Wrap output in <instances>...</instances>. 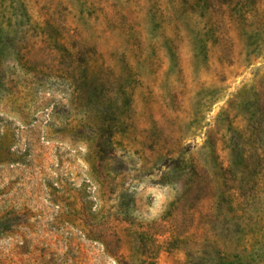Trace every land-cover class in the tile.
<instances>
[{
  "label": "rangeland",
  "instance_id": "374dc122",
  "mask_svg": "<svg viewBox=\"0 0 264 264\" xmlns=\"http://www.w3.org/2000/svg\"><path fill=\"white\" fill-rule=\"evenodd\" d=\"M261 146L264 0H0V264H264Z\"/></svg>",
  "mask_w": 264,
  "mask_h": 264
},
{
  "label": "trees",
  "instance_id": "16d2710c",
  "mask_svg": "<svg viewBox=\"0 0 264 264\" xmlns=\"http://www.w3.org/2000/svg\"><path fill=\"white\" fill-rule=\"evenodd\" d=\"M257 151L259 152V157H257L260 163V172L258 174L261 176L262 182H264V146L259 147Z\"/></svg>",
  "mask_w": 264,
  "mask_h": 264
}]
</instances>
